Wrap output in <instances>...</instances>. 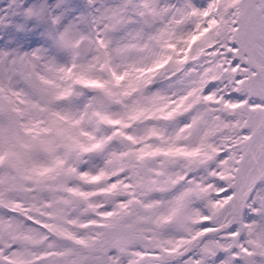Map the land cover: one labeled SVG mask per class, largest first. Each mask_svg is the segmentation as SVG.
I'll use <instances>...</instances> for the list:
<instances>
[{
    "label": "snow or ice",
    "instance_id": "obj_1",
    "mask_svg": "<svg viewBox=\"0 0 264 264\" xmlns=\"http://www.w3.org/2000/svg\"><path fill=\"white\" fill-rule=\"evenodd\" d=\"M0 264H264V0H0Z\"/></svg>",
    "mask_w": 264,
    "mask_h": 264
}]
</instances>
